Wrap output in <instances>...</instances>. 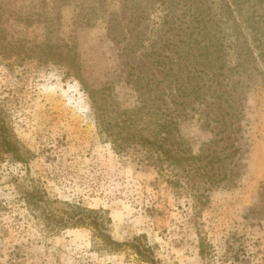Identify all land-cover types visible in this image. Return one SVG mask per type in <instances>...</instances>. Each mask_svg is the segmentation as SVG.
Instances as JSON below:
<instances>
[{
	"label": "rangeland",
	"instance_id": "1",
	"mask_svg": "<svg viewBox=\"0 0 264 264\" xmlns=\"http://www.w3.org/2000/svg\"><path fill=\"white\" fill-rule=\"evenodd\" d=\"M0 105V264H147L29 187L159 264H264V0H0Z\"/></svg>",
	"mask_w": 264,
	"mask_h": 264
},
{
	"label": "trees",
	"instance_id": "2",
	"mask_svg": "<svg viewBox=\"0 0 264 264\" xmlns=\"http://www.w3.org/2000/svg\"><path fill=\"white\" fill-rule=\"evenodd\" d=\"M0 153L7 154L17 163L28 161L27 150H25L17 140L6 122V114L0 105ZM22 197L30 210L40 213L44 221H49L60 228H89L96 239L101 241L105 248L116 250L121 247H129L147 264H159L152 255L151 250L136 239L132 242L119 243L114 241L108 232V221L103 212L71 205L64 212H54L49 208V202L45 194L35 187H29L22 193ZM48 214V215H46ZM48 216V217H47Z\"/></svg>",
	"mask_w": 264,
	"mask_h": 264
}]
</instances>
